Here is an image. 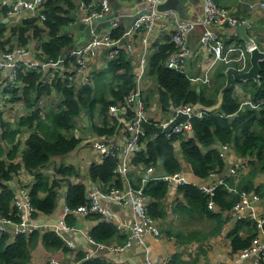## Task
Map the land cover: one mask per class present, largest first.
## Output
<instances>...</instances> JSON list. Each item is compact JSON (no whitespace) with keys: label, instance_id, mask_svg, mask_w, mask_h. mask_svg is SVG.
I'll use <instances>...</instances> for the list:
<instances>
[{"label":"trees","instance_id":"trees-1","mask_svg":"<svg viewBox=\"0 0 264 264\" xmlns=\"http://www.w3.org/2000/svg\"><path fill=\"white\" fill-rule=\"evenodd\" d=\"M75 6L74 0H44L40 9L44 18L41 20L32 14L3 20L8 6H0V51L7 50L14 44H26L36 39L41 55L58 58L76 41L73 34L64 30V26L73 21L72 11ZM95 7L98 8V4ZM256 24L261 30L259 23ZM124 30L125 24L120 21L112 28L111 35L119 37ZM234 37L237 41H242L241 37ZM228 40L225 44H228ZM174 48L169 33H161L151 42L145 58L143 77L152 78L156 85L140 92L144 106L149 107L154 98H157L163 111L172 110L174 106L183 103H215L218 90L225 81V68L237 63L219 62L211 73L210 85L196 84L184 72L167 67L166 57ZM133 67L131 55L120 49L118 55L106 59L100 68L92 69L90 82L77 87L70 82L66 72L64 76L55 75L49 84L43 81L39 71L30 70L19 72V85L1 84L0 80L2 215L12 216L9 211L13 190L8 181L21 167L33 175L28 190L30 202L35 208L33 215L52 213L63 187V201L69 208L86 202V184L72 179L79 176L77 166L60 162L54 166V176H50L44 169L48 167L52 156L76 149L83 138L88 141L87 136L76 135L75 128L78 124L95 136L112 135L124 127L125 122L134 115L133 106L126 103L127 95L136 88L137 83ZM236 83L242 85L245 95H249L252 100L264 98V60L260 62L259 81L234 80L232 86L223 93L219 107L206 110L201 116H193L190 120L191 128L187 131L161 133L157 136L145 132L132 156L131 162L135 167L153 165L166 173L181 170L186 163L200 179L224 168L225 159L220 155L221 144H228L236 158H247V171L241 173L237 181L233 176H228L224 183L215 186L213 209L207 207L209 195L193 182L177 185L176 194L179 196L174 197L169 207L165 203L168 190L165 180L150 179L143 184V191L150 198L149 214L159 223L164 233L174 235L180 244L205 240L219 234L223 225L232 220L229 209L238 199V191H254L264 195V183L257 180L264 172V109L248 105L240 108L239 96L234 91ZM52 94L56 101L50 99L47 104H39L42 96L51 95L54 98ZM6 100L12 103L20 101L24 106L25 110L13 121L4 117L2 107ZM113 104L124 105L125 113H110L109 107ZM85 114L88 115V125L83 119ZM149 121L158 122L150 118ZM25 128L28 130L24 139L25 147L19 149L18 135ZM116 162V156L112 155L103 156L99 162L91 161L87 168L88 180L98 183L102 188L121 185L122 179L114 171ZM135 173L133 171L129 177L135 186H139V179H133ZM228 185L234 186L237 191L228 190ZM88 216L95 218L97 215ZM168 217L171 219L168 220ZM184 217L189 221L205 219L210 221L211 226L207 230L193 227L184 232L185 228L174 226L175 219ZM65 220L69 224L73 223L76 216L66 213ZM234 220L227 235L230 237L232 251L236 252L251 242L256 229L249 217ZM244 225L251 226L248 231L251 228L255 230L243 236L239 231ZM89 234L98 242L123 241L126 236L112 223L99 219L91 227ZM38 240L51 251L69 249L63 239L49 228L34 230L29 234L17 233L11 239L6 233H0V264H27L31 259V250ZM83 256L82 252H77V259H81L79 264H108L101 257ZM178 257L179 253H174L169 264H173Z\"/></svg>","mask_w":264,"mask_h":264},{"label":"built area","instance_id":"built-area-1","mask_svg":"<svg viewBox=\"0 0 264 264\" xmlns=\"http://www.w3.org/2000/svg\"><path fill=\"white\" fill-rule=\"evenodd\" d=\"M145 2L142 12L133 20L129 27H125L124 32L119 37H113L111 30L118 22L112 23L110 26L102 28L99 32H92L86 42L80 43L77 47H70L63 52L58 58L54 59L50 56L41 55L40 45L36 39L31 40L26 44H14L7 50L0 51V80L1 84L19 85V72L22 71H39L46 83H52L55 75L64 76L66 72L68 79L76 87L90 82L91 80V63L101 49L110 47L106 54V59L118 55L119 50L123 49L131 56V62L134 67L138 64L140 71L136 74V88L132 90L126 97V103L133 106L134 115L125 122L121 129L123 141L114 143L111 135L95 136L88 135L91 148L95 151L98 158L106 155L116 156L117 162L114 171L122 179L119 186L112 185L102 188L96 182H89L86 185V202L69 208L64 204L63 221L59 225H52L39 221L38 215H33L35 208L32 206L29 198L30 182L16 183L13 186V181L19 175L20 170L27 172L23 167L19 172L8 181L13 190V196L10 202V213L12 216L2 215L0 213V233H6L9 238H13L17 233L29 234L34 230L46 229L52 226L54 230L64 241V244L75 249L76 241L72 239L69 232L71 226L65 220L66 213L78 215H97L96 217L102 221L112 223L119 232L126 233L123 241L98 242L93 239L90 234H87L88 240L93 245V250L86 252L84 257H90L93 254H103L110 251L113 253H121L134 244L145 245L144 237L149 234L154 237H160L162 231L157 221L149 214L148 203L149 196L143 191V184L150 179H163L169 187L188 182L185 173L178 170L171 173H155L156 167L153 165L141 166L143 175L140 177L139 186H135L129 177V172L135 167L131 160L134 151L139 146V141L145 130L142 126V121L151 124H167L177 113L183 112L187 114L184 121L176 123L171 132L187 131L191 128V118L193 116H201L206 113L202 108H193V103H183L172 108V115L165 121L150 122L149 115L144 102L140 97L141 80L143 79V69L145 58L151 42L155 39L157 30H168L170 41L174 44L172 50L166 57V65L184 72L191 82L196 84H211V73L219 62H229L235 60L237 65H240V59L243 58L242 51L249 56V52L254 47L262 49L264 47V29L259 30L252 16H241L234 13L230 8L218 4L215 0H201V13L195 17L182 18L174 9L158 10L156 6L164 0H143ZM186 4L189 0H183ZM44 0H0V6L6 5L8 9L4 18L16 19L26 14H32L40 20L44 18L40 11ZM249 9L257 7L264 8V0H249L246 2ZM83 4V2H82ZM83 7V6H82ZM111 9L109 0H100L98 8L85 10L80 15V21L90 23L93 18L109 13ZM73 21L68 22V24ZM67 24V25H68ZM245 25V36H240L234 29L236 25ZM105 29V30H103ZM198 29V41L195 52L206 51L211 55V60L202 73L190 74L187 71V59L192 53L189 45V34ZM226 30H230L225 32ZM230 35L242 38V41L235 40L232 43L225 44ZM154 38V39H153ZM35 45H32V42ZM139 45L140 57L135 59L133 53L136 45ZM241 50V53H239ZM264 50V49H262ZM66 54V56H65ZM236 54V57L232 56ZM104 60V61H105ZM234 65L239 71L241 66ZM133 67V68H134ZM135 72V71H134ZM239 96V107L250 106L255 109H264V98L254 101L249 95H245L240 89L235 91ZM8 106H13L12 102L8 101ZM19 106L24 107L22 104ZM109 112L112 114L125 113L124 105H110ZM4 117L10 121L14 120L12 114L7 109L3 111ZM80 124L77 125V127ZM75 128V133L78 136V129ZM153 136V135H152ZM228 144L220 145V155L225 159L228 157ZM247 158H236L228 166L227 172L223 173V169L218 172H211V175H217L211 184H200L204 192L209 195L207 207L213 209L215 201L213 196L214 188L217 184L224 183V179L228 176H233L237 181L239 175L247 169ZM22 172V171H21ZM26 174V175H27ZM28 176V175H27ZM33 177V175H32ZM230 191H237L234 186H227ZM61 190V189H60ZM62 195V193L60 194ZM264 198L254 191H238V199L229 209V215L232 219L249 217L255 225L256 234L251 242L239 249L235 253V262H241L246 258L252 257L253 264H264V215L256 214L253 211V202ZM111 203H115L118 209L111 207ZM129 211V219L125 220L119 214L120 209ZM46 215V214H45ZM16 217V218H14ZM49 264H75L67 261L58 260L53 255L47 258ZM144 264H155L149 254L145 253Z\"/></svg>","mask_w":264,"mask_h":264},{"label":"crops","instance_id":"crops-1","mask_svg":"<svg viewBox=\"0 0 264 264\" xmlns=\"http://www.w3.org/2000/svg\"><path fill=\"white\" fill-rule=\"evenodd\" d=\"M99 1L100 0H74L76 6H75V9L72 11L73 16H74L73 22L64 26V30L73 34L74 38L76 39L80 35H82L83 32L78 27V24L81 22L80 15L83 14L85 10L89 11V9L94 8L97 4H99ZM119 1L135 2L134 6H136L138 9L141 8L142 3L144 2L143 0H119ZM247 1L249 0H216L218 4L227 6L234 13L238 15H241V16L250 15L254 17V20L256 23L261 22L259 23V27L264 26V8L257 7L252 10H249L247 8V3H246ZM184 10L189 14L190 17H195V16L200 15L201 0H196L195 2L189 0V2H187L186 4L184 3ZM111 11H112V8L110 9L109 13ZM198 31L199 30L196 29L195 32H191L189 34V45L192 49V53L187 59L186 67H187L188 73L190 74L202 73L211 60V55L209 52H206V51L195 52V48L197 46V41H198V33H197ZM227 31L230 32V30H226L225 32ZM161 33L168 34L169 32L168 30H165V29L157 30L154 38L158 37ZM233 39L234 37L230 35V37L227 38L228 43L234 42L235 40ZM32 45H35L34 41L32 42ZM261 47L262 49H264L262 44H261ZM103 52H104V49H101L99 51L98 56L91 63V69H98L102 66L103 63H105L104 61L105 59L104 60L102 59ZM133 56L137 60L140 57V49H139L138 44L136 45ZM232 56H234V54ZM133 71H135V73L137 71H140L138 64L135 65ZM140 85H141V91H143L148 88H152V87L154 88L156 83L152 78L150 79V78L143 77ZM234 88H235L234 91H237L238 89H240L237 86V84L234 86ZM241 92H244V91L241 90ZM52 96L54 98H51V95H48L47 97L44 98V100L48 99L46 100L45 104H47L48 101H50V99H53L56 101L55 95L52 94ZM16 103L17 104L15 105V107L21 104V102H16ZM146 109H147L149 118L155 121H159V120L165 121L172 115L171 110L169 111L161 110L158 104L157 98L152 99L150 106L147 107ZM24 130H25L24 132H28L26 128ZM121 130L122 129L120 128L118 131H116L115 133L111 135V138H112L111 140L114 143H121L123 141ZM86 142L87 140L83 138V140L81 141L82 144L80 143L81 146L78 145L76 149L70 151L69 157L65 159L68 162H65V163H72L75 166H77L79 168V176L77 178L74 177L72 179L80 180L87 185V183L89 182L88 176H87L88 164L91 161L99 162L102 158H98L95 151H93L90 145ZM24 147H25V144L23 140L22 143L19 145V149H22ZM84 149H88L91 155L90 154L88 155ZM176 149H178V142L176 143ZM86 154L88 155L87 160L83 159V157ZM236 157L237 156L235 155V153L229 147L228 157L225 161L223 173L227 172L228 166L231 164V162L234 159H236ZM181 170L185 173L188 182H193L197 185L211 184L217 176V175H210L206 177L205 179H200L191 172L190 168L188 167V165H186V163L183 164V167ZM133 171L136 172L135 175H133V179L138 178L139 183H140V177L143 175V169L140 167H134L129 172V174L132 173ZM246 171L247 169L244 170L242 173H245ZM162 172L164 171L159 169V167H156L155 173H162ZM26 174L27 173L24 174L23 170H20L19 175L16 176V180L13 181V186L16 185V183L33 181L32 175L27 174L28 175L27 176ZM257 180L260 183L261 182L264 183V172H262L258 176ZM176 189H177V186H175L174 188L168 186L167 195L165 198V203L167 204V206L171 204L172 200L175 199L174 198L175 196H179V194H176ZM63 192H64V187L61 188L60 190V194L62 193V195H60L58 198L59 200L55 207V210L50 214H46V215L40 214L39 219H38L39 221L44 222V223H50L52 225H59L61 221H63V217H64ZM252 205H253V211L256 214L264 215V198L258 201H254ZM118 212L123 219L125 220L129 219L130 215L127 209L123 208V209H120ZM169 219H171V217H168V220ZM97 221H98V218L96 217L92 218L88 215H78L76 216V220L73 223H70V226L72 228L69 234L72 237V239L76 241L75 249L69 248L68 250H65V251L59 250V249L55 251H51V250L46 249L44 245L42 244V242L38 240L35 246H33L31 250V259H30L31 264H49L47 261V258L49 255H53V257H55L58 260L67 261L69 263L74 262L75 264H79L81 259H77V252L80 251L83 253V255H85L86 252L89 253L90 251L93 250V245L88 240L87 234H89L91 227L94 224H96ZM174 222L177 223V219H175ZM234 223H235V220L232 219L226 224H224L220 233L215 236H210L209 238L205 240H192L190 242L183 243V244H180L176 240L174 235H168L164 233L163 230L160 228L162 231V235L160 237H154L152 235L147 234L144 237L145 245L134 244L133 247L121 253H113V252L107 251L100 255L95 253L91 256L101 257L105 259V261L108 264H144V257L146 253L151 256L155 264H169L172 258V255L174 253H179V257L173 261V264H253L252 257L246 258L245 260L238 262V263L235 262V253L231 249L230 237L227 235V232L229 231L231 227H233ZM250 227H251L250 225H244L243 229H241L239 233L243 236L248 235L249 232H253L255 230L251 228V231H248ZM48 228L51 229L52 226H49Z\"/></svg>","mask_w":264,"mask_h":264},{"label":"water","instance_id":"water-1","mask_svg":"<svg viewBox=\"0 0 264 264\" xmlns=\"http://www.w3.org/2000/svg\"><path fill=\"white\" fill-rule=\"evenodd\" d=\"M112 11L105 15H101L92 19L90 23L80 22L78 27L82 30V35H80L75 43L71 44L70 47H77L78 44L86 42L91 36L92 32H99L102 28L110 26L114 22L122 21L125 24V27H129L133 20L142 12L141 8L144 9L145 2L142 3L141 8L134 6L135 2H121L119 0H109ZM195 2L196 0H190ZM156 8L158 10H167L174 9L177 11L178 15L182 18H189V14L184 10L183 0H164L159 3ZM3 20H7L4 18ZM235 31L242 37L245 36V25L239 24L234 27ZM110 50V47L104 49L102 54V59H105L106 54ZM66 56V54H65ZM264 60V50L259 47H254L249 52V66L247 69L239 71L234 65H228L225 70V81L224 84L220 87L217 93V99L215 103L211 105H204L203 103L196 102L193 104V108H202L204 110H214L219 107L223 93L232 86L234 80L246 81L248 79H253L254 81H259L260 79V62ZM187 118V114L183 112L177 113V115L172 118L167 124H151L146 121H142V126L147 133H150L153 136L158 134L165 133L169 134L173 126L180 122L184 121ZM84 122L88 125V115L83 116ZM111 207L118 209V206L115 203H111Z\"/></svg>","mask_w":264,"mask_h":264},{"label":"rangeland","instance_id":"rangeland-1","mask_svg":"<svg viewBox=\"0 0 264 264\" xmlns=\"http://www.w3.org/2000/svg\"><path fill=\"white\" fill-rule=\"evenodd\" d=\"M259 23H261V22H259ZM261 28L264 29V26H262ZM239 53H241V50H239ZM242 54H243V58L240 59V61H241L240 65H237V64L236 65L237 66H241L242 70H245L249 66V56L243 51H242ZM235 57H236V54H234V58ZM233 61H235V60H233ZM236 84L241 90H243L242 89V85L240 86L239 83H236ZM2 96H4V95H2ZM45 97H47V96H42L41 99L39 100V104L40 105H43V103L45 104L46 100H48V99L44 100ZM2 101H3V98L1 99V103H2ZM18 102H20V101H18ZM16 104L17 103L15 102V103H13V106L9 107L8 106V100H6V102L4 104V107H2V111H5L7 109V111H9L10 114H12L14 118H16L20 113H22L25 110L24 107H22V106H16L15 107ZM7 117H10V116L7 115L6 118ZM77 129H78V134L79 135L88 136V135L92 134L88 130L83 129L81 125H79L77 127ZM24 131L18 135V138L20 140L19 141L20 144L22 143V141L24 140V138H25V136L27 134V132H24ZM86 143H88L90 145L89 140ZM81 144H80V146H81ZM90 147H91V145H90ZM84 150L86 151V153L88 155L90 154L88 149H84ZM69 153L70 152H67V153L62 154V155H54V156H52L51 159H50L51 161H49L48 167L46 169H44V171L47 172L50 176H54V166L56 164L60 163V162H68L65 159H67L69 157V155H70ZM87 154L83 157V159H85V160L88 159V155ZM174 226H180L182 228H185L184 232H187L188 230L192 229L193 227H196L197 229H200V230H207L208 228H210L211 225H210L209 221H207L205 219H202V220L194 219L192 221H189L187 219V217H184V218H178L177 219V223L174 224ZM27 264H31V261H29Z\"/></svg>","mask_w":264,"mask_h":264}]
</instances>
